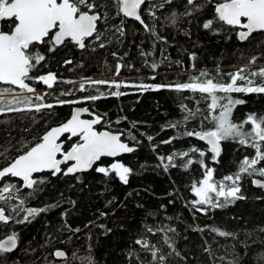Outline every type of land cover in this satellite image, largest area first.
<instances>
[{
	"label": "trees",
	"instance_id": "16d2710c",
	"mask_svg": "<svg viewBox=\"0 0 264 264\" xmlns=\"http://www.w3.org/2000/svg\"><path fill=\"white\" fill-rule=\"evenodd\" d=\"M90 2L96 6L94 12L102 17L98 22L99 40L93 37L86 41L82 50L70 42L51 52L46 44L33 49V52L42 50L46 59L30 75L51 73L56 81L52 88L32 80L26 82L44 97V103L53 107L39 112H0V167L26 151L47 130L64 123L74 107H86L91 119L99 117L98 131L123 133L122 141L135 150L115 160L102 159L86 173L40 174L37 178L44 179V183L34 192L22 189L18 181L3 180L0 187L16 185V189L12 199L0 201V207L13 217L9 224H0V238L15 233L18 246L13 252L0 255V264H152L151 252L137 245V239L146 241L149 248L154 246L158 255L165 256L164 264H228L230 260L236 264H264L261 258L264 194L251 183L252 178H264L243 177L238 194L242 199L197 212L191 203L195 199L191 185L202 178L204 169L197 162L185 170L177 156L178 167L165 171L158 159L165 157L166 162V157L174 152L182 153L195 146L205 151V164L214 170V179L219 180L235 173L238 162L245 156L254 155V149L226 140L221 142L218 162H213L204 143L180 135L186 129L200 130L207 124L203 117L209 101L199 94L177 93L166 88L141 92L122 87L119 91L123 94L114 96L111 93L117 89L105 92L106 85L84 83V91L79 87L83 80L111 77H122L134 84L166 85L187 82L190 76H199L201 72L216 81L228 82V74L238 68L264 67V33L253 34L249 40L240 42L237 30L219 22H214L212 29H204L203 23L214 19L217 0L197 2L195 11L187 0H171L163 7H160L163 0L146 3L142 6V19L155 30V36L144 25L121 17L114 0ZM188 11L192 14L184 15ZM172 13L177 14L175 24L166 19ZM121 27L123 34L117 30ZM10 28V22L1 23V31ZM101 43L104 47H100ZM253 57L255 63L249 64ZM43 90L48 91L42 93ZM231 95L245 101L234 108V122H242L248 114L264 115V94ZM30 96L34 104L40 103L33 94ZM90 96L99 98L86 99ZM182 108L200 111L195 118L185 121L187 112ZM177 121L182 122L179 127L169 126ZM245 128L250 130L248 125ZM149 136L153 137L151 141ZM173 137L172 143H162ZM62 141L65 149L73 143L66 138ZM187 159L201 158L190 153L184 158ZM114 161L131 169L127 184L114 174L105 177L94 170L96 166L108 167ZM20 199H25L26 208L46 211L30 217V222L17 223L27 215L24 211L19 214L13 211ZM213 227L234 233L235 238L220 237L210 231ZM149 228L153 231H148ZM57 250L65 252V260L54 258Z\"/></svg>",
	"mask_w": 264,
	"mask_h": 264
},
{
	"label": "snow or ice",
	"instance_id": "6c2138e0",
	"mask_svg": "<svg viewBox=\"0 0 264 264\" xmlns=\"http://www.w3.org/2000/svg\"><path fill=\"white\" fill-rule=\"evenodd\" d=\"M171 0H163L164 3H170ZM211 2V0H209ZM146 0H114L118 14L125 18H131L144 25L146 31H150L154 36L155 30L145 24L142 19V6ZM188 5L197 10L195 0H187ZM95 5L90 0H0V21L11 23L8 31H0V85L9 87H0V112H12L35 110L39 112L44 108H52V104L44 103V97L37 93V90L30 86L26 81L32 80L37 83H43L48 88H52L56 81L54 74L30 75L36 66L41 65L46 57L42 50L36 49L38 45H48V51H55L58 46L65 45L68 42L73 43L81 49L86 47V41L95 37L99 40L100 33L98 22L102 17L94 12ZM192 11L185 12L184 15H191ZM155 16L154 13H150ZM106 19V17H105ZM172 24L176 23L177 14L172 13L170 17ZM214 22L228 26L230 29L237 30V36L240 41L249 40L255 33H264V0H217L214 7V19L203 23L204 29H212ZM123 34L124 29H117ZM159 39V37H157ZM100 47H104L101 43ZM115 55V54H114ZM253 57L249 64L255 63ZM71 63V61H65ZM153 69L156 65H152ZM121 66H116V72L119 74ZM228 82H219L210 78L207 73L201 72L199 76H190L187 82H178L166 85H149L141 83L135 85L141 92L158 91L162 88L175 91L177 93L191 92L199 94L202 99L209 101L207 103V114L203 121H207L200 130H185L180 133L183 137H194L198 141H203L207 145V152L212 154L213 162H218L221 155V142L233 140L240 145L254 149V155L245 156L238 162L237 171L233 174L224 176L221 180L214 179V170L205 164L204 157L206 153L195 146L189 151L182 153H173L166 157H158L163 169L178 167L175 163L177 156L183 161L185 170L194 163H199L204 169L202 178L192 183L191 192L195 199L191 202L192 207L197 212H205L207 208L215 209L224 207L236 199H242L240 193V181L243 177H261L264 178V115L248 114L246 118L236 123L232 119L233 110L236 106L245 103L242 99H235L232 93L244 94H264V67L258 70H251L248 66L238 68L235 72L228 74ZM256 78V79H253ZM152 79H155L153 77ZM243 82L242 84H238ZM259 81V82H257ZM86 83L93 85H106L110 88L120 89L127 84H121L115 81L95 80ZM80 90H85V84H80ZM19 89L14 92L13 89ZM23 93L33 94L24 96ZM66 94V93H62ZM123 93L119 91L112 92L111 95L120 96ZM222 94V95H219ZM8 97H11L8 99ZM99 97L90 96L86 99L96 100ZM63 103H77V101H60ZM23 105V109L18 107ZM187 112L185 121L195 118L199 114V109L195 112L188 108H182ZM87 109H76L72 112L71 118L59 126L47 130L37 142L28 147L26 151L8 163L0 167V180L5 178H18L22 182V187L38 190V186L44 183V179L37 178L39 174L50 173L51 175H70L78 172H84L92 169L102 158H116L124 153H131L135 149L123 142L121 136L123 133H114L112 131H97L95 125L100 123V118L81 119V116ZM202 121V124H203ZM182 122L177 121L170 127H179ZM207 125H211L210 127ZM250 126V130L245 128ZM73 140L69 149L63 147L61 138ZM75 138V139H73ZM135 139V137H132ZM149 141L153 137H148ZM175 137L162 143L170 144ZM190 153L198 154L199 161L192 159L184 160ZM258 165H260L258 167ZM97 173L105 177L114 174L122 183H128V177L131 169L119 161H114L108 167L96 166ZM251 183L259 188H264V181L261 179H252ZM16 185H7L0 187V201H7L15 195ZM31 195V193H29ZM223 199V203H221ZM25 199H20V203L13 210L16 214L24 211L27 215L23 220L17 223L30 222V217L46 211L45 208H26ZM103 215V213L101 214ZM13 217L6 214L5 209L0 207V224L7 225ZM102 227V226H101ZM175 231V229H166ZM203 231V229H200ZM79 231V229H76ZM148 231H153L151 228ZM220 237L235 238L234 233L222 231L218 228H211ZM264 232V229H261ZM18 236L13 233L6 238H0V255L11 253L17 249ZM168 247L172 248V244ZM145 250L151 252L152 264H164L165 256L158 255V251L149 248L146 241L137 239L135 241ZM134 255V253H129ZM177 255H179L177 253ZM56 258H64L65 252L57 250L53 253ZM264 259V254L261 255ZM223 260L224 257H221ZM228 264H236L235 261H228Z\"/></svg>",
	"mask_w": 264,
	"mask_h": 264
},
{
	"label": "water",
	"instance_id": "95a60500",
	"mask_svg": "<svg viewBox=\"0 0 264 264\" xmlns=\"http://www.w3.org/2000/svg\"><path fill=\"white\" fill-rule=\"evenodd\" d=\"M154 0H146V2H148V3H150V2H153ZM200 1H202V0H195V3H197V2H200ZM121 17H122V15H121ZM124 19H126V20H131V21H134V22H137V23H139L138 21H135L134 19H131V18H125V17H123ZM2 22H6V21H0V31H1V23ZM140 24V23H139ZM255 34H258V33H255ZM238 37V36H237ZM90 39H92V38H89L88 40H90ZM87 40V41H88ZM239 40V39H238ZM240 41V40H239ZM240 42H242V41H240ZM71 43V42H70ZM72 45H74L73 43H71ZM76 46V45H75ZM58 47H60V46H58ZM77 47V49L78 50H82L81 48H79L78 46H76ZM27 83V82H26ZM2 86H5V87H9V86H7V85H2ZM15 89V88H14ZM15 90H17V91H19V89H15ZM27 94H29V93H27ZM76 109H87L86 107H74V108H72V110H71V114H72V112L73 111H75ZM71 114H70V117L68 118V119H70L71 118ZM67 119V120H68ZM81 119H91L90 118V112L88 111V109H87V112H84L83 113V115L81 116ZM66 120V121H67ZM65 121V122H66ZM100 124V123H99ZM99 124H97V125H95V129H96V127L99 125ZM59 126V125H58ZM56 127V126H55ZM97 130V129H96ZM98 131V130H97ZM100 131H105V130H100ZM62 138H64V137H62ZM62 138H61V141H62ZM121 138H122V136H121ZM73 139H75V138H73ZM200 142H202V143H204L203 141H200ZM62 143H63V141H62ZM126 143V142H125ZM128 144V143H127ZM205 144V143H204ZM206 145V144H205ZM207 146V145H206ZM130 147H133V146H130ZM134 149H135V147H133ZM126 154H129V153H124V154H122V155H120V156H123V155H126ZM119 156V157H120ZM119 157H116V158H112V157H105V158H102V159H111V160H115V159H117V158H119ZM98 163V162H97ZM95 166V165H94ZM93 166V167H94ZM89 170H91V169H89ZM89 170H87V171H84V172H78V173H75V174H70V175H67V176H74V175H77V174H80V173H86V172H88ZM47 173V172H46ZM43 174V173H42ZM48 174H50V173H48ZM40 175V174H39ZM58 175V174H57ZM65 176V175H64ZM5 179H10V180H14V181H18L19 183H21V187H22V182H20L19 180H18V178H5ZM4 179V180H5ZM254 179H258V178H254ZM3 180H0V183L2 182ZM262 181H264V180H262ZM253 185V184H252ZM253 187H255V188H258V189H260L262 192H263V194H264V188H259V187H256V186H254L253 185ZM22 189H25V188H23L22 187ZM4 238H6V237H4ZM61 251V250H60ZM57 261H63V260H65V258H66V255H65V257L64 258H56V257H54Z\"/></svg>",
	"mask_w": 264,
	"mask_h": 264
},
{
	"label": "rangeland",
	"instance_id": "374dc122",
	"mask_svg": "<svg viewBox=\"0 0 264 264\" xmlns=\"http://www.w3.org/2000/svg\"><path fill=\"white\" fill-rule=\"evenodd\" d=\"M121 16V15H120ZM109 80H107V78H99V79H92V80H83V81H81V83H86L87 81H95V80H105V81H115V82H118V83H121L122 85L123 84H127V85H129L128 87H130V88H137V89H139L138 87H135V85H139V84H134V83H129V82H125V80L122 78V77H111V78H108ZM128 79V78H127ZM122 87H124V86H122ZM121 87V88H122ZM120 88V89H121ZM109 89H110V87H108V86H106V90H105V92H107V91H109ZM49 90V89H48ZM48 90H43L42 91V93H45L46 91H48ZM117 91H119V89H117ZM14 92H19V91H17V90H15ZM120 92V91H119ZM23 95L24 96H30V95H32V94H27V93H23ZM8 98H11V97H8ZM110 166V165H109ZM253 179V178H252ZM219 180H221V179H219ZM219 180H217V181H219ZM223 202V199H221V203Z\"/></svg>",
	"mask_w": 264,
	"mask_h": 264
},
{
	"label": "flooded vegetation",
	"instance_id": "af4514ba",
	"mask_svg": "<svg viewBox=\"0 0 264 264\" xmlns=\"http://www.w3.org/2000/svg\"><path fill=\"white\" fill-rule=\"evenodd\" d=\"M146 3H148V2H146ZM146 3H145V4H146ZM64 138H65V137H64ZM62 139H63V138H62Z\"/></svg>",
	"mask_w": 264,
	"mask_h": 264
}]
</instances>
